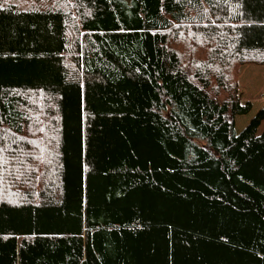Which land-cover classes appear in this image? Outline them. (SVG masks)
<instances>
[{
  "label": "trees",
  "instance_id": "trees-1",
  "mask_svg": "<svg viewBox=\"0 0 264 264\" xmlns=\"http://www.w3.org/2000/svg\"><path fill=\"white\" fill-rule=\"evenodd\" d=\"M264 0H0V264H264Z\"/></svg>",
  "mask_w": 264,
  "mask_h": 264
},
{
  "label": "crops",
  "instance_id": "crops-1",
  "mask_svg": "<svg viewBox=\"0 0 264 264\" xmlns=\"http://www.w3.org/2000/svg\"><path fill=\"white\" fill-rule=\"evenodd\" d=\"M238 95L242 103L247 101L251 103V110L255 108V104H257V111L264 108V64H244L239 67ZM263 129L264 121L258 128V134Z\"/></svg>",
  "mask_w": 264,
  "mask_h": 264
},
{
  "label": "rangeland",
  "instance_id": "rangeland-1",
  "mask_svg": "<svg viewBox=\"0 0 264 264\" xmlns=\"http://www.w3.org/2000/svg\"><path fill=\"white\" fill-rule=\"evenodd\" d=\"M239 71V69H238ZM257 109V104H255V108H253L249 113L245 115H240L236 117L235 120V130L236 132L241 131L245 127V125L249 122V120L254 116L256 113Z\"/></svg>",
  "mask_w": 264,
  "mask_h": 264
}]
</instances>
